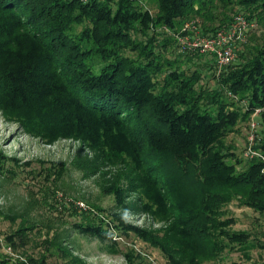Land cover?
I'll return each instance as SVG.
<instances>
[{
	"label": "trees",
	"instance_id": "trees-1",
	"mask_svg": "<svg viewBox=\"0 0 264 264\" xmlns=\"http://www.w3.org/2000/svg\"><path fill=\"white\" fill-rule=\"evenodd\" d=\"M143 1L0 0V111L45 144L79 141L95 160L123 167L124 176L103 188L114 196L115 211L110 217L98 216L102 208L83 212L72 232L111 253L134 236L160 249L166 264H202L234 252L264 264L251 255L264 243L234 230L237 220L227 210L236 198L264 215V136L255 144L263 158H243L227 141L256 109L264 118V38L248 44L228 68L216 66L215 89L202 83V70L164 57L189 33L179 31V23L198 15L218 24L217 5L240 7L264 29V0H154L156 15ZM227 27L220 23L203 35ZM20 166L0 151V179H17ZM65 173L61 163L47 169L46 179L59 182ZM131 210L164 226L134 225L124 214ZM0 218L17 222L1 210ZM35 228L22 219L5 234L25 261L0 253V264H49L46 256L27 253ZM67 241H46L45 249L87 264Z\"/></svg>",
	"mask_w": 264,
	"mask_h": 264
},
{
	"label": "rangeland",
	"instance_id": "rangeland-1",
	"mask_svg": "<svg viewBox=\"0 0 264 264\" xmlns=\"http://www.w3.org/2000/svg\"><path fill=\"white\" fill-rule=\"evenodd\" d=\"M143 2L146 9L154 15L157 14L158 7L154 0ZM243 11L240 7L217 5L213 10V16L216 17L214 20L219 22L218 24L214 21L206 22L203 17L193 15L190 19L178 24L179 31L183 32L186 24L195 21L197 29H190L189 33L191 35L198 32L203 34L206 29L214 28L220 23H224L225 26L230 25L238 13L242 14ZM263 38L264 29L259 23L258 27L248 30L246 40L240 45L238 55L247 48L248 44H259ZM189 53L191 52H185L174 43L164 53V57L170 60L177 58L178 64L180 63L184 69L202 70L204 77L202 83L206 87L217 88L219 80L213 75L216 74L218 77L219 74L214 58L206 54L199 53L204 56H197V53L188 55ZM213 62H215L213 70L209 72V69H212L209 65ZM251 119L241 123L239 131L227 139L243 158H246L244 154L248 146ZM254 119L257 124V137L261 138L264 136V118L258 115ZM0 151L21 161L20 168L16 169L17 179H0V210L6 215H15L17 220L15 223L0 218V253L8 254L6 253L7 244L4 242L5 234L16 230L20 221L26 219L36 224L35 230L31 233V245L27 253L36 258L46 256L49 264H73L70 260H64L63 255H58L56 248H51V251L45 249L46 241L49 243L58 237H65L68 241L63 243L66 247H70L73 256L87 264H166V259L160 249L134 236L124 238L119 252L111 253L108 247L98 240L86 238L71 231V225L80 221L83 212L86 215H94L98 212L97 208H102L105 212H99L98 216L110 217L115 211L114 196L104 193L103 188L118 176H124L122 166L115 167L104 161L95 160V154L79 141L63 139L53 145L45 144L28 135L18 122L9 119L1 111ZM245 161L247 162V159ZM61 163L66 168L65 176L59 182L49 183L46 179L47 169L54 168ZM132 197L136 196L131 195ZM79 202H83L88 209H80ZM64 204L66 208L72 209L64 208ZM227 210L237 220L233 227L234 230L248 231L253 239L264 243V215L256 214L251 209L240 206L236 198L227 206ZM124 214L127 220L134 225L148 229L164 226V223H158L149 214L132 210ZM20 252L23 254L22 250L18 254L22 255ZM251 255L255 262L264 260V249L254 248ZM251 263L238 252L224 253L218 260L208 258L202 261V264Z\"/></svg>",
	"mask_w": 264,
	"mask_h": 264
},
{
	"label": "built area",
	"instance_id": "built-area-1",
	"mask_svg": "<svg viewBox=\"0 0 264 264\" xmlns=\"http://www.w3.org/2000/svg\"><path fill=\"white\" fill-rule=\"evenodd\" d=\"M196 22L192 21L190 24H186L183 30L190 32V29L194 30L196 28ZM257 23L248 20L244 15H237L234 21L226 29H220L215 34L211 36H205L198 32L195 35L187 33V35L178 36L181 48L184 51L199 52L202 54L211 55L216 65L221 72L223 69L228 68L232 63H234L238 58V53L240 50V45L246 40V35L248 30L256 28ZM263 113L262 109H256L255 113L252 115L250 121V134L248 137V146L246 148L245 157L251 158H263V155L255 149L256 139H257V124L255 123V117ZM78 207L83 210H87V206L83 202L78 203ZM6 253L15 260L25 259L14 252L12 247L6 245Z\"/></svg>",
	"mask_w": 264,
	"mask_h": 264
}]
</instances>
